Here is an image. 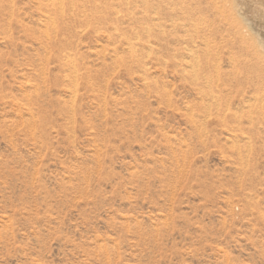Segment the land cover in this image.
Listing matches in <instances>:
<instances>
[{
  "label": "rangeland",
  "instance_id": "obj_1",
  "mask_svg": "<svg viewBox=\"0 0 264 264\" xmlns=\"http://www.w3.org/2000/svg\"><path fill=\"white\" fill-rule=\"evenodd\" d=\"M181 22L180 0H0V264H264V143L184 75Z\"/></svg>",
  "mask_w": 264,
  "mask_h": 264
},
{
  "label": "bare ground",
  "instance_id": "obj_2",
  "mask_svg": "<svg viewBox=\"0 0 264 264\" xmlns=\"http://www.w3.org/2000/svg\"><path fill=\"white\" fill-rule=\"evenodd\" d=\"M180 21V30L190 32V39H202L197 44L204 57V63L197 59L191 65L186 54L192 56L193 47L185 46L184 75L192 67L190 77L196 85L204 81L211 89L210 106L219 117L223 115V123L259 129L258 137L264 143V0H180ZM213 36L223 40L225 51L214 40L210 44ZM183 42L188 43L186 38ZM226 51L233 69L224 73L220 62L212 58ZM231 97L237 100L232 102Z\"/></svg>",
  "mask_w": 264,
  "mask_h": 264
}]
</instances>
